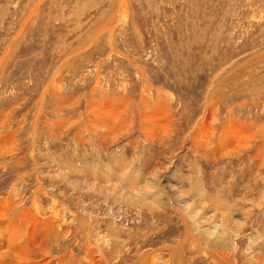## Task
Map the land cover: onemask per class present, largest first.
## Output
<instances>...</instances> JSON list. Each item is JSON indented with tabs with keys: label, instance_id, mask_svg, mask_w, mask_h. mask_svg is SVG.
Instances as JSON below:
<instances>
[{
	"label": "rangeland",
	"instance_id": "obj_1",
	"mask_svg": "<svg viewBox=\"0 0 264 264\" xmlns=\"http://www.w3.org/2000/svg\"><path fill=\"white\" fill-rule=\"evenodd\" d=\"M0 67V197L61 203L47 255L81 264V213L104 264L165 259L189 198L208 212L194 234L214 210L204 240L229 241L213 259L179 245L178 264H264V0H0ZM93 104L111 110L95 131Z\"/></svg>",
	"mask_w": 264,
	"mask_h": 264
},
{
	"label": "bare ground",
	"instance_id": "obj_2",
	"mask_svg": "<svg viewBox=\"0 0 264 264\" xmlns=\"http://www.w3.org/2000/svg\"><path fill=\"white\" fill-rule=\"evenodd\" d=\"M119 7H118V11H116L117 12V18L120 15V8L121 7L120 8ZM121 10H122V13H123L124 5L122 6ZM51 75H53V74H51ZM53 77H54V75H53ZM109 106H110V104H109ZM159 106L163 107L162 104H160ZM107 107H108V105H107ZM160 110H162V108ZM91 111H93L94 116L97 118L95 120L96 121L95 124L93 122L89 121L91 128L95 131V130H97L96 129V127H97L96 125H98V126L100 125L97 122V120L101 121V120L104 119V117L107 118V114H109L108 112H110L111 110L108 111V108H107L106 110L102 111V110H99L98 107L95 104H93L92 107H91ZM114 113L115 112L111 113L110 115H112ZM159 114H160V112H159ZM151 118L152 117H150V119ZM152 123H154L153 126L159 127V125H156L155 120L152 121ZM99 128H100V126H99ZM103 128L105 129L107 127H103ZM103 128H102V130L104 131ZM245 136H246L245 137L246 140L250 138V137H247V135H245ZM239 140L240 139H238V141ZM223 142H225L224 147H226V144L228 142H230L228 134L225 135V137H224V139L222 141V147H223ZM240 143H241V145H242V143L244 144V142H240ZM244 145H246V143ZM5 146H6V149H10V147H11L10 145L7 144V142H6ZM3 148L4 147H2L1 144H0V149H3ZM43 166H44V164H43ZM100 167L102 168V166H100ZM112 168L113 167L111 166V171H112ZM107 170H108V168H107ZM107 170L105 168V171H104L103 168H102L103 173H105L106 176H107V178L105 177L106 179L105 178L102 179L103 180L102 183H104V182L108 183L109 182L108 180H111L110 179L111 174L107 173ZM117 170L121 174V170H119L118 168H117ZM134 171H136V170H134ZM133 175H134L133 179H137L138 183H140L141 177L139 176V174L135 172V174H133ZM61 176H62V174H61ZM63 177H64V175H63ZM36 179H38V178L36 177ZM65 179H66V181L68 183H71L73 185V187L74 186H76V187H81L82 186L84 188L85 186L89 185L88 183L83 182L80 179L76 178V176L75 177H71V176L67 177L65 175ZM113 182H115V181H113ZM150 183H152V181ZM150 183H148V184H150ZM113 185L110 186V189H113V191H110V190L109 191L112 192L115 195V190L116 189H115V187ZM107 186H109V185H107ZM41 188H43V187H41ZM39 189L36 188L37 191ZM16 190L17 189L14 188V189L11 190V191H13L12 193H9L5 197H0V218L6 219V224L4 226L0 227V238L4 239V244H1V242H0V264H39L41 262H44L43 264H73L72 261L69 262L67 260V258H69L71 255L73 256V254H74L73 250L71 248L67 251V253L65 252V255L67 256V258L65 256H60V255H59V257L57 255H56L57 257L47 255V254H49V251H51V250H49V247H48V244H49L48 238H49V236L51 234H56L57 233L58 228L60 227L61 223L63 222L62 221L63 219L61 217L62 213L59 211V208H61L60 207L61 203L59 205L55 200H53L54 198L52 197V195H53L52 194L51 197L53 198L52 199L53 202H52V204L50 206V208L52 209V213H48L47 214V212H45V210L42 208V204L40 203L41 201L39 202V199H37V197H38L36 195L37 191H34V194H33L34 197H33V200H31L30 204L26 205L27 203H24L22 198L17 195L18 191L16 192ZM133 191H134L133 193L135 195H137V197H138V195L141 196V189H135L134 188ZM159 191L161 192L160 189H159ZM45 192H47V194H49V196H50L51 193L49 191L45 190ZM122 192L125 193V191H122ZM178 193L179 192L177 191L176 194L178 195ZM125 194L127 195V198H128V196L130 197V198H128L129 200H134V198L131 196V194H127V193H125ZM185 196H187V195H185ZM149 197L153 201L154 205H159V204H157V201L159 200V196H157V195L154 196V194H151V195H149ZM49 200H50V198H49ZM191 200L192 199H189V198L185 199V205H184V207H182V209L180 208L181 210L175 207V210L181 215V219H182L183 224H184V234L181 237L182 239L179 241V245L183 244V246H184V243H186V244L189 245V248L191 249V251H193V252L195 251V253H197V252L206 253L207 255H209L210 258L213 259L214 258V254H218L217 251L214 252L216 250V248L217 247H221V246H225L226 243L229 240H228V238H223V239H221L219 241H216V239H215L216 243H214L211 246H209V245H207V243L204 240V238L209 237L211 235H219L220 233H222V231H223V229H222V225H223L222 224V222H223L222 217L224 218V216L223 215L220 216L214 210L211 211V212H213V216L211 218H208V219L210 220V223L212 225H214V228H212V229L209 228L208 230H206L205 233H204L205 236L203 238H201L200 236H196L197 234L195 235L194 233L198 232V230H199V228L201 226V223L204 224V222H200L198 220V218L201 217V216H206V214L208 212L200 210L202 206H205V203H203L201 201V202L198 203V206L196 207V206H192L190 204ZM62 208H63V205H62ZM76 215H78V217H79V220H78L79 224L78 225L79 226L81 225V228L83 230L82 233H83V237L85 239V243L83 245L82 252L78 253L79 254V259H75L74 258L75 259L74 261L75 262H79V263L81 262V264H104L103 263V259H102V256H103L102 252L103 251H101V254H102V256H101V254H99L98 251L96 250L97 247L94 244V242L96 243V239L94 237L93 238L91 237V232L92 231L90 232L89 221L85 220L84 218H83L84 220L81 221L82 220V218H81L82 214L81 213H78ZM107 221H108V219H107ZM109 226H110V224H109ZM94 227H95V225H94ZM106 227H104V228L110 230V228H108V226H106ZM218 227L221 228V231L218 229ZM98 230H99V228H98ZM98 230H97V232H98ZM65 232H67V231H65ZM105 236H104V238H105ZM101 239L102 238H100L99 240H101ZM105 240H107V239L105 238ZM262 240H264V238ZM77 241H75V242H77ZM102 241H104V239H102ZM97 242L100 244V241L97 240ZM179 245L178 246L177 245H175V246L171 245L169 247H164V249H167L168 252H169V253L167 252L169 254V257H167L165 259L161 258L162 255L159 256V258H158L157 257L158 254H156V253L154 254L152 249L151 250L147 249L142 254H140V256L137 258V260L135 261L134 264H154V263H157L156 260L158 261L159 259H162L160 261H163L164 264H178L177 257H179V252L177 251V249L179 248ZM185 247H186V245H185ZM114 252L115 251L112 250V253L110 255L112 258H116V254ZM36 254L39 257H43V259L41 261L33 260V257L36 256ZM109 259H111V258H109ZM5 260H7V262ZM105 262L107 263V261H105ZM110 262H111V260H110ZM112 262H113V260H112Z\"/></svg>",
	"mask_w": 264,
	"mask_h": 264
}]
</instances>
